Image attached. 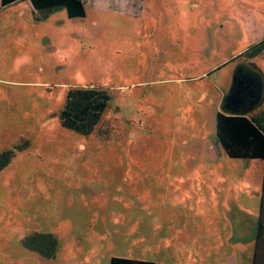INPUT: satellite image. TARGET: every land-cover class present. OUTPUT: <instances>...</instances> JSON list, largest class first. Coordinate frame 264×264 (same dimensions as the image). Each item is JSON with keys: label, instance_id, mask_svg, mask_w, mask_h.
Wrapping results in <instances>:
<instances>
[{"label": "rangeland", "instance_id": "374dc122", "mask_svg": "<svg viewBox=\"0 0 264 264\" xmlns=\"http://www.w3.org/2000/svg\"><path fill=\"white\" fill-rule=\"evenodd\" d=\"M86 3L70 19L0 0V264H252L264 162L212 153L264 0ZM91 85L110 102L83 137L60 114ZM32 232L57 237L53 259L25 249Z\"/></svg>", "mask_w": 264, "mask_h": 264}, {"label": "trees", "instance_id": "16d2710c", "mask_svg": "<svg viewBox=\"0 0 264 264\" xmlns=\"http://www.w3.org/2000/svg\"><path fill=\"white\" fill-rule=\"evenodd\" d=\"M18 1L1 0V7H10ZM30 3L38 13L64 9L70 19L86 16L83 0H30ZM260 56L264 59V39L251 45L234 59L238 63H244L238 67L233 86L224 95L220 112L216 116V142L231 160L264 162V116H251L263 100L264 82L260 71L254 65L255 59ZM109 102V91L103 86L69 88L64 109L60 114L61 126L88 137L100 124ZM23 148L19 143L15 146L16 151ZM13 157L11 151L0 155V172L10 164ZM22 245L30 252L49 260L55 257L59 244L53 234L32 232L23 238ZM110 264L154 263L112 258ZM252 264H264V175Z\"/></svg>", "mask_w": 264, "mask_h": 264}, {"label": "crops", "instance_id": "0c3cea01", "mask_svg": "<svg viewBox=\"0 0 264 264\" xmlns=\"http://www.w3.org/2000/svg\"><path fill=\"white\" fill-rule=\"evenodd\" d=\"M22 0H19L17 3H19V2H21ZM29 1V3H30V0H28ZM17 3H15V4H17ZM83 3H84V6H85V9H86V5H89L88 3H86V0H83ZM12 5H14V4H12ZM30 5H31V3H30ZM32 7V6H31ZM32 9H33V7H32ZM33 11H34V9H33ZM35 12V11H34ZM50 12H52V11H50ZM243 52V51H242ZM241 52V53H242ZM262 115L264 116V113H262ZM264 118V117H263ZM263 124H264V119H263ZM215 145H218L217 144V142H216V144ZM220 149H222L221 148V146H219L218 145V147H216L215 146V152H213L212 154L214 155L213 157L215 158V159H217V157L219 156V154H220V152H219V150ZM212 152V151H211ZM208 157H209V159L211 158L208 154H206Z\"/></svg>", "mask_w": 264, "mask_h": 264}]
</instances>
